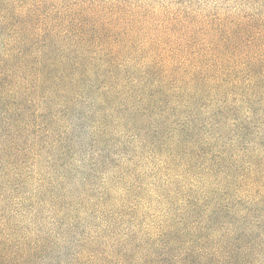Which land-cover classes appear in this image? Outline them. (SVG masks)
Listing matches in <instances>:
<instances>
[{"label":"trees","instance_id":"trees-1","mask_svg":"<svg viewBox=\"0 0 264 264\" xmlns=\"http://www.w3.org/2000/svg\"><path fill=\"white\" fill-rule=\"evenodd\" d=\"M228 1L238 7L215 14H192L169 6L154 9L146 18L151 33L141 43L110 41L108 38L117 34L103 33L102 27L100 31L82 28L76 34L82 40L91 36L105 38L102 42L57 43L53 38L67 36L70 31H62L55 22L61 18L66 22L82 20L81 15L66 12L58 17L54 10H47L44 0H0V180L6 178L9 182L23 176L39 181V189L54 191L57 188L52 177L49 176V182L34 178L38 161L51 164L64 157L59 165L71 170L85 162L95 165L99 161L98 157L82 156L74 164L78 149L72 143L70 127H54L61 119L65 122L58 108L67 101L80 99L89 103V114L96 116L85 135L87 143L103 142L108 136L104 130L106 121L115 112L126 110L127 116L115 117L137 130L131 138L135 162H128L129 166L144 169L139 177L149 174L154 185L150 188L158 197H168V185L189 192L179 200H171L179 204L175 213H168L166 218L153 217L148 222V205L140 202L138 195L124 200L125 194L115 197L103 192L96 203V224L90 221V225H84L90 232L82 239L86 246L82 251L72 249L68 264H214L212 261L218 257L225 259V264H238L232 254V229L212 230L210 224L216 223L225 211H231V207L236 210L243 197L254 189L260 193L259 183L254 176L243 181L238 178L237 156L223 176L218 172L224 157L214 159L211 165L206 161L200 167L194 165L190 156L198 148L191 133L199 126L200 110L206 112L201 126H211L208 134L216 140L222 139L221 131L215 129L218 115L226 119V130H236L235 138L247 128L257 130L254 140L264 137L263 1ZM109 6L111 15L104 17L111 23L117 16L114 0ZM92 16L96 22H100L99 16L103 17L96 13ZM128 116L147 122L148 128L135 126L126 119ZM184 132L189 134L186 139ZM144 136L154 141L141 157L137 148H142ZM235 138L230 145L239 140L234 141ZM157 139L164 141L160 144ZM19 154H29L30 160L19 158L14 166ZM209 155L210 152L203 154ZM64 177L60 175L59 179ZM103 181L101 189L106 179ZM224 186L232 196L227 195ZM32 190L30 187L28 191ZM215 191L221 192L219 200L209 203V196ZM38 196L34 193L18 198H28L34 205ZM111 197L115 198L108 203L111 208L103 209L106 199ZM231 199L242 201L232 204ZM3 229L17 231L10 223ZM221 230L227 233L222 235ZM67 231L60 228L58 237L64 240L63 232ZM217 235L223 236L226 244L207 246L208 241L219 239ZM0 240L8 248L13 235L4 238L0 234ZM22 240L28 248L0 255V264H28L38 258L42 241L18 238L17 246ZM92 246L105 251L90 250Z\"/></svg>","mask_w":264,"mask_h":264},{"label":"rangeland","instance_id":"rangeland-1","mask_svg":"<svg viewBox=\"0 0 264 264\" xmlns=\"http://www.w3.org/2000/svg\"><path fill=\"white\" fill-rule=\"evenodd\" d=\"M44 1H46L47 10H54L57 16L71 12L81 15L82 18V20H72L71 22H66L63 18H61V21L57 20L55 24H59L62 31H70L67 36L53 38L54 42L57 43L102 42L105 38H94L91 36L82 40L76 35L80 33L82 28H86L88 31H100L101 27L103 28V33L107 31L117 34L115 38H108L110 41L123 42L127 40L141 43L151 33L150 28L147 26L146 18H149L152 10L159 9L162 6H169V8L181 11L188 10L193 12L192 14L198 12L215 14L226 10H235L238 7V4L228 0H114L117 16L113 18L115 19L114 23H109L107 22V16L111 15L109 13V8H111L109 5L112 0ZM262 1L264 7V0ZM94 13L103 15L102 18L99 16L100 22H96V18H92ZM104 15L107 16L104 17ZM131 34H134V36ZM90 107L88 102L80 99L67 101L58 108L60 115L65 117V122L61 119L56 122L54 127H59L61 124L68 128L70 127L72 143L78 149V156L74 159V164L81 160L79 157L93 156L99 158L95 165H88L85 162L71 170L64 169L59 165V162L63 164L61 160L64 157L51 164H47L43 160L38 161L33 172L34 178L39 179L42 177L45 182H49V176L52 177L55 180L54 188H57L54 191H50L47 188L39 189L37 186L39 181H32L23 176L20 178L16 176L14 180L11 178L9 182L6 178L0 180V234L4 238H7L10 234L13 235V241L8 248H5L4 241L0 240V255L13 254L17 250L24 252L28 248L27 244H23L22 240L17 246L18 238H26L28 242L40 239L42 244L39 248L38 258L29 260L28 264H68L72 257V249L82 251L86 246L82 239L90 236V232L85 230L84 225H90V221L92 224H96L93 220V217H97L95 213L98 209L96 203L103 192L108 191L115 197L125 194L124 200H130L132 194L138 195L139 201L148 205L145 208L146 222L150 219L152 220L153 217L166 218L168 213H175L179 204L174 203L175 201L171 202V200H179L184 197L183 195L189 194L184 189L179 190L172 185H168V188H165L168 192L166 194L168 197H158L157 193L152 190L153 188H150L154 187V185L151 184L149 174L146 173V176L139 177L138 175L144 172V169L133 165L129 166L130 163L128 164V162H135V144L133 145L131 140L133 139V133H137V130L126 127V125L118 121V117H115L127 116L126 110H122L123 112L121 113L115 112L114 116L106 121L104 130L108 132V136L105 137L103 142L98 143L99 145L87 143L88 139L85 135L90 132L94 124L93 120L96 119L94 114H89ZM200 111L202 115L198 119L199 126L196 125L191 133L192 142H195L196 147H198L190 152V156L195 161L194 165L203 167L206 161L211 165L214 159L222 156L224 161L219 167L221 170L218 174L223 176L227 173L228 166L233 161L232 158L237 156L236 158L239 159L236 163V168L239 171L237 172L238 178H242L243 181L247 176H254L257 183H259L258 190L260 191L258 193L254 189L252 193L246 194L243 197V202L239 199H231L232 204L235 201H239L242 205L236 210H233L230 206L231 211L227 213L225 211L223 216L217 219L216 223L210 224V227L212 230H218L220 227L232 229L230 235L234 237L232 240L234 242L232 254L238 264H264V137L254 140V132L257 130H249L247 128L243 135L235 138L236 130H226L224 128L227 125L226 119L218 115L215 129L218 132L221 131L222 139L221 141L216 140L214 136L211 137L208 134L211 126H201V122L205 119L203 114L206 112ZM13 112L15 113V111ZM126 119L133 121L135 126L139 128H142V126L145 129L148 128L147 122L143 123L142 121L131 119L129 116ZM221 127L226 131L222 130ZM188 137L189 134L184 132L183 138L186 139ZM232 138H235L234 141L236 139L239 140L230 145L233 142ZM143 140L142 148H137L141 157L147 154L146 151H149V148H152L154 141L153 138L145 136ZM157 141L162 144L164 140L157 139ZM100 148L101 150L98 152ZM205 152H210V155L204 157L203 154ZM100 155L102 156L100 157ZM22 157L27 161L30 160L29 154H19L13 162L14 166H17L19 158L22 159ZM103 161L108 163H103ZM125 164L128 165L125 167ZM26 165L29 166L30 163ZM60 175L65 177L59 179ZM104 179H106L105 185L101 189ZM163 182L160 184H163ZM18 183L19 186L17 185ZM139 186H144V188ZM30 187L33 188L32 192L28 191ZM224 187L228 192L227 195L232 196L230 194L231 191L227 190V186ZM61 188H64L65 191H61ZM34 193L37 196V193H39V199L34 205H31L28 198H23V200L18 198V196L30 197V194ZM219 193L221 192H217V194L216 191L212 192L209 196V203H212L213 200L218 201ZM261 196L262 200H260ZM92 197L95 199H91ZM114 199V197L106 199L107 206L103 209H110L111 207L108 203L114 201ZM222 200H225L224 196H222ZM226 203L227 201L222 202V204ZM9 223L17 230L16 232L3 229ZM60 228L69 230L63 232L65 235L64 240L58 237L57 230L59 231ZM222 231H224L222 235L227 233L225 230L220 232ZM230 236L224 237L230 238ZM222 237L217 235L216 238L219 239L208 241L207 246L225 245L226 241L222 240ZM79 238H81V241H79ZM41 249L46 251L42 253ZM90 250L105 251L97 246L90 247ZM216 259L212 261L214 264L218 262L225 264V259L221 257Z\"/></svg>","mask_w":264,"mask_h":264}]
</instances>
